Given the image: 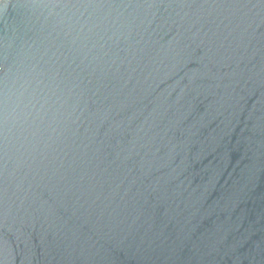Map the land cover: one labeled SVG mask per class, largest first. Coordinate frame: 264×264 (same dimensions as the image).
Instances as JSON below:
<instances>
[{
	"label": "water",
	"instance_id": "water-1",
	"mask_svg": "<svg viewBox=\"0 0 264 264\" xmlns=\"http://www.w3.org/2000/svg\"><path fill=\"white\" fill-rule=\"evenodd\" d=\"M107 3L0 0V264H264V0Z\"/></svg>",
	"mask_w": 264,
	"mask_h": 264
},
{
	"label": "snow or ice",
	"instance_id": "snow-or-ice-1",
	"mask_svg": "<svg viewBox=\"0 0 264 264\" xmlns=\"http://www.w3.org/2000/svg\"><path fill=\"white\" fill-rule=\"evenodd\" d=\"M173 3H183L188 5L189 7L193 4H196V0H172ZM206 3L207 0H204ZM67 5L72 4L76 5L79 4L81 6L86 5L87 7L91 8H102L105 5H108L107 0H53V6L57 5ZM3 111H4V93L0 90V192L3 191L2 189V181H3V168H2V160H3V136H2V129H3Z\"/></svg>",
	"mask_w": 264,
	"mask_h": 264
}]
</instances>
